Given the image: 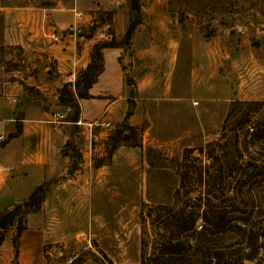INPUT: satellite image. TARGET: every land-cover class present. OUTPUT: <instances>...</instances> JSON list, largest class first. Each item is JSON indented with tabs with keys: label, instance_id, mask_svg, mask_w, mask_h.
<instances>
[{
	"label": "rangeland",
	"instance_id": "374dc122",
	"mask_svg": "<svg viewBox=\"0 0 264 264\" xmlns=\"http://www.w3.org/2000/svg\"><path fill=\"white\" fill-rule=\"evenodd\" d=\"M33 1L37 2L5 0L10 5ZM78 1L87 14L95 13L89 8L99 4L98 0ZM113 1L114 10L120 3L129 7V0ZM137 1L142 5L148 0ZM167 1L177 13L189 46L183 64L179 56L171 98L145 105L127 102L128 119L112 123L111 128L101 127L100 138L86 142L94 150L84 147V139L79 147L70 143L72 159L66 174L44 184L37 209L41 229L26 228L17 241L13 239L14 223L1 231L0 264H138L158 239L157 217L185 201L188 208L191 201L187 197L203 191L201 184L193 186L198 166L194 156L202 158L197 155L199 147L205 151L208 143L223 141L221 135H233L231 129L243 119L236 128L237 138L230 143L236 144L243 158L264 149V135L253 138L249 134L250 127H264V0ZM74 12L73 16L78 13ZM127 15L130 21L129 9ZM110 17L111 12L96 13V19L105 22ZM3 22L0 11V91L4 81L14 79L13 70L25 63L17 57L15 47L4 45ZM87 28L93 29L94 24ZM126 84L129 97L133 88ZM35 96L43 104L51 102ZM117 129L127 137L112 148V133ZM185 148L191 152L184 153ZM229 149L232 146L226 144ZM206 163L203 157L201 164ZM223 190L232 195V181H225ZM240 193L239 201L242 197L254 203L248 221H263L264 187H243ZM5 202L1 200V204ZM199 223L198 219L196 225ZM251 253L249 248L240 252ZM242 258L241 264H264V241L252 258Z\"/></svg>",
	"mask_w": 264,
	"mask_h": 264
},
{
	"label": "crops",
	"instance_id": "0c3cea01",
	"mask_svg": "<svg viewBox=\"0 0 264 264\" xmlns=\"http://www.w3.org/2000/svg\"><path fill=\"white\" fill-rule=\"evenodd\" d=\"M98 1L89 8L95 13L87 14L86 7L77 0H37L13 5L0 0L3 43L15 47L17 57L25 61L23 67L13 70L12 81L2 83L0 91V168L12 167L0 176V212L26 199L35 186L65 175L72 159L70 143L79 147L84 139V147L94 150L86 142L100 138L102 132L98 129L102 126L90 127L88 123L108 121L111 128L112 123L124 118L129 98L125 72L133 82L130 86L135 104L164 101L172 96L179 56L182 55L183 64L188 40L168 1L148 0L139 4V23L129 44L101 50L102 71L88 88V98L75 97L78 117L75 122L70 120L72 110L57 102L58 89L65 82L73 83L76 73L88 63L95 43L111 37L120 41L129 23L127 5L117 4L114 10L113 0ZM74 11L81 15L79 19L73 16ZM99 11L111 12L110 21L96 19ZM41 24L47 32L58 34L59 40L41 39ZM93 24V30L87 31V25ZM86 31L89 37H85ZM36 94L51 102L43 104ZM55 113L61 117L55 118ZM9 134L14 136L7 138ZM1 200H6L4 205ZM40 217L38 210L29 212L23 231L40 230Z\"/></svg>",
	"mask_w": 264,
	"mask_h": 264
},
{
	"label": "trees",
	"instance_id": "16d2710c",
	"mask_svg": "<svg viewBox=\"0 0 264 264\" xmlns=\"http://www.w3.org/2000/svg\"><path fill=\"white\" fill-rule=\"evenodd\" d=\"M129 10L133 15L121 40L115 41L111 37L108 41L95 43L90 50L88 63L76 73L73 83L65 82L58 89L57 102L72 108V113L69 116L72 122H75L78 117V105L75 97L88 98V88L102 71L101 50L126 47L129 44L140 18L137 0H129ZM89 30L93 29L90 28L87 31ZM87 31L84 34L85 37H89ZM109 33L111 34V32ZM121 68L124 70L125 67L121 65ZM125 82L133 84L126 74ZM130 92L133 95L129 96L127 102L132 106L133 89ZM130 114V109H127L124 118ZM230 114L231 110L223 118L221 130H224V125ZM243 122L242 119L241 124L238 123L235 128L231 129L233 135L227 138L221 135L220 139L223 138V141L208 143L205 151L201 147L197 149V155L204 157L207 163L202 165V158L194 156L198 166L194 170L195 183L193 186H200L201 184L203 191H198L196 195L187 197V201H191L188 208H186L188 204L185 201L176 209H167L164 214L157 217L160 225L157 231L159 232L158 239L150 253L141 255L138 264H241L242 257L252 258L253 253L262 247L264 219L257 223L249 222L248 219L254 208V203L243 201L242 197L240 201L237 199L243 187L248 190L255 185L264 187V149L255 156L250 155L243 158L242 151L237 149L236 144L230 143L231 138L234 140L237 138L236 128H240ZM250 129L249 134L253 138L264 135V127L258 129L250 127ZM122 132L120 129L113 131L114 143L112 148L122 138L127 137ZM12 136L14 134H9L7 138ZM226 144H230L232 150H226ZM183 152H191V149L185 148ZM225 181H232L235 188L232 195L223 190ZM183 183L184 173H181L180 184ZM44 190V184H39L32 189L26 199L15 203L9 209L3 210L0 213V230L3 231L7 226L14 223L13 239L17 241L25 229L23 215L39 208ZM176 193L178 194V191ZM198 219L201 223L197 226ZM226 237L232 239H229L228 242L221 241ZM1 241L2 234H0ZM244 248L251 249L252 253L241 255L240 252Z\"/></svg>",
	"mask_w": 264,
	"mask_h": 264
},
{
	"label": "built area",
	"instance_id": "2783aa9c",
	"mask_svg": "<svg viewBox=\"0 0 264 264\" xmlns=\"http://www.w3.org/2000/svg\"><path fill=\"white\" fill-rule=\"evenodd\" d=\"M74 16L79 17L80 14L77 13V14H74ZM39 33H40L41 39H47V40H50L52 42H56L57 40H59V35L58 34H56L55 32H47L42 24L39 27ZM11 100H12V102H16L15 98H12ZM53 116L55 118H57V119L61 117V115H59L58 113H55ZM55 120L56 119H52L51 121L54 122ZM93 125H100L102 127H109L110 123L108 121H98V120H94V121L88 123V126H90V127L93 126ZM1 140H3V135L2 134H0V141ZM11 168H12L11 166H9V167H1L0 168V176H1L2 172H6V171L10 170Z\"/></svg>",
	"mask_w": 264,
	"mask_h": 264
},
{
	"label": "water",
	"instance_id": "95a60500",
	"mask_svg": "<svg viewBox=\"0 0 264 264\" xmlns=\"http://www.w3.org/2000/svg\"><path fill=\"white\" fill-rule=\"evenodd\" d=\"M44 5H48V2H44ZM232 34V32H231ZM256 45V43H254ZM0 233H1V230H0Z\"/></svg>",
	"mask_w": 264,
	"mask_h": 264
}]
</instances>
